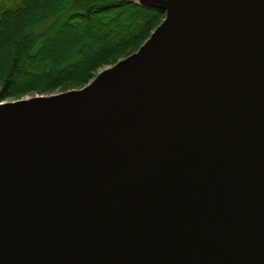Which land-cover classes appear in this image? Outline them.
<instances>
[{
  "label": "water",
  "instance_id": "95a60500",
  "mask_svg": "<svg viewBox=\"0 0 264 264\" xmlns=\"http://www.w3.org/2000/svg\"><path fill=\"white\" fill-rule=\"evenodd\" d=\"M138 5L137 52L0 102V264H264V0Z\"/></svg>",
  "mask_w": 264,
  "mask_h": 264
},
{
  "label": "trees",
  "instance_id": "16d2710c",
  "mask_svg": "<svg viewBox=\"0 0 264 264\" xmlns=\"http://www.w3.org/2000/svg\"><path fill=\"white\" fill-rule=\"evenodd\" d=\"M164 19L132 0H0V101L85 87L138 51ZM68 29L79 42L57 46Z\"/></svg>",
  "mask_w": 264,
  "mask_h": 264
},
{
  "label": "rangeland",
  "instance_id": "374dc122",
  "mask_svg": "<svg viewBox=\"0 0 264 264\" xmlns=\"http://www.w3.org/2000/svg\"><path fill=\"white\" fill-rule=\"evenodd\" d=\"M139 1H140V0H132V2H134V3H136V4H138ZM110 20H112V19H110ZM164 20H165V19H164ZM164 20H163V21H164ZM108 21H109V19H108V20H107V19H105V20H104V19H101V20H100V23H102V24L104 25V23H107ZM98 23H99V21H98ZM98 23H97V25H98ZM110 23H111V22H110ZM104 26H108V25L105 24ZM78 29H79V30H82L80 27H78ZM73 30H74V29H68V31H67L63 36H61V38H60L59 40H57V38H56L55 41H54L55 44H56L57 46H61V45H63L64 47H66L65 45H67V41H68V40H69V41H74L72 44H70V47L73 48L74 45L76 44V42H79V40L77 41V40L73 37V34H74V31H73ZM155 30H156V29H155ZM54 35H55V33H54L52 36H54ZM85 40H86V41H89V40H90V37H86ZM77 44H78V43H77ZM79 44H80V43H79ZM144 44H145V43H144ZM144 44H143V45H144ZM143 45H142V46H143ZM52 47H53L52 45H49L47 51L49 52V50H50ZM61 47H62V46H61ZM84 48H85L86 52L90 49V48L88 47V45H86V44L84 45ZM136 52H137V51H136ZM118 62H119V61H118ZM118 62H117V63H118ZM114 65H115V64H114ZM114 65H113V66H114ZM109 67H112V66H108V67H106L105 69H107V68H109ZM105 69H103V70H105ZM103 70H101V71H103ZM101 71H100V72H101ZM100 72H99V73H100ZM33 73H34V76H35V75L38 76V77L41 76V74H40L36 69L34 70ZM99 73H98V74H99ZM98 74H97V75H98ZM97 75H96V76H97ZM94 79H95V78H94ZM94 79H93V80H94ZM93 80H92V81H93ZM92 81H91V82H92ZM91 82H90V83H91ZM90 83H89V84H90ZM83 88H84V87H83ZM83 88H81V89H83ZM81 89H72V90H81ZM72 90H68V91H72ZM68 91L57 92V93H53V94H52V93H51V94H43V95L36 94V95H31V96H27V97H21V98H16V99H11V100H6V101H4V102H1V101H0V102H1V103H10V102H16V101L24 100V99H26V98H32V97H36V96H51V95H55V94L65 93V92H68Z\"/></svg>",
  "mask_w": 264,
  "mask_h": 264
}]
</instances>
